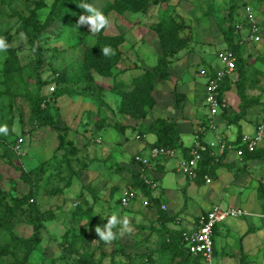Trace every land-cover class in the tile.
Segmentation results:
<instances>
[{
    "label": "rangeland",
    "instance_id": "1",
    "mask_svg": "<svg viewBox=\"0 0 264 264\" xmlns=\"http://www.w3.org/2000/svg\"><path fill=\"white\" fill-rule=\"evenodd\" d=\"M36 1L0 0V37H8L7 43L10 45L9 49L14 52L16 59L14 64H17L9 74L10 79H6V83L3 82L1 71L6 52L0 53V127L6 126L8 129L6 134L0 133L4 141V144L0 142V211L11 206L14 199L20 198L28 191V184L18 177L19 171H33L37 165L46 162L45 173H41L38 179L32 174L27 178L34 187L32 199L40 210L47 212L45 218L49 214L50 216L40 221L38 229L40 241L32 243L29 240L33 231L31 221L33 213L28 211L32 199L28 198L15 209L11 213L12 217L4 224H0V264H21L24 254L30 264H176L171 262L174 242L169 246L161 244L166 236L160 231L159 222H156L157 212L150 217L144 208L139 206L133 210L132 215L128 211L130 202L122 207L117 201L118 192L115 193V189L113 191L108 188L112 183L104 186L107 163L102 164L106 170L100 169L104 176L101 175L103 183L98 188L95 186L89 189L90 182L86 183L87 173L83 171L97 169L93 164L94 158L105 154L108 145L114 150L118 144L120 149L124 147L122 143L131 144L132 141L142 140L141 137L136 139L135 135L145 133L144 121H138V126L132 129L119 124L121 115L126 114L117 111L120 100L118 92L123 85H128L130 77L138 75L145 69L152 70L156 63L160 47L152 26L164 9L170 12V17L179 24L178 36L185 41L184 47L169 55V63L180 56L187 61L188 57L196 60L193 55L186 54L187 52L194 53L198 58L201 54L200 62H192L187 66V70L196 72V69L205 62L203 60L217 64L214 55L222 30L226 29L230 22L241 20L240 14L237 15L240 12L236 11L240 9L244 11L245 7L251 10L254 8L259 16L261 13L264 14V0H160L156 5L150 4L144 13L125 12L119 15L109 10L106 16L112 23L109 29L102 31V34L123 36V41L117 45L120 59L111 71L115 77H101L89 69L86 72L91 74L90 80L78 81L74 78L72 81L69 80L62 88L61 94L49 101L48 110L52 116V126H39L30 119L28 99L25 96L31 98L35 95L36 74L39 71L40 78L46 81H51L52 70L60 71L67 78L79 77L84 70L83 53L86 47L92 44L95 35L89 33L81 42H78L76 35L71 39L74 44L70 46L67 44L69 31L75 28V23L63 27L55 21L48 23L38 41L43 48L40 53L42 66L38 71L36 56L27 43V36L19 30L16 16L12 14H26L27 9H31ZM89 1L99 9L105 0ZM43 2L45 5L36 10L40 22L47 14L52 0ZM231 5L234 8L230 9L233 10L230 18L228 10ZM260 33V38L263 39L264 32ZM234 36L241 42H247L242 39L244 35ZM247 43H251L249 55L240 56L244 60L243 92L245 87H248V91L256 93L264 103V65L262 61L261 63L255 61L259 58L264 60V50L259 41ZM177 52H180V56H177ZM196 77L198 81L201 80V77ZM231 77V82L237 79V69L236 74H232ZM47 84L41 85L39 91L44 97H50L46 91ZM236 100L238 102L237 97ZM120 139L122 142L118 143ZM246 169L236 168L234 174H246ZM249 169L244 184L253 182L259 175L258 168ZM111 174L115 177V172ZM120 180L122 185L124 181ZM230 189L226 188V192ZM246 189L249 190V187ZM78 190H81V196H78ZM257 191L259 193V190ZM96 199H101L104 202L102 205L105 206L100 208ZM134 201L132 200V203ZM74 204H79L82 209L89 207L91 217L102 223L99 224L101 228L113 213H117L120 218L127 217L131 231L122 230V226H117L113 229L117 234L116 238L110 243H105L95 233L96 225L87 224L86 215L76 213L72 209ZM145 205L147 206V200ZM182 205L184 206L182 216L189 213L197 214L199 210L205 212L203 210L205 207H202L205 204L202 205L200 200L193 197L186 199ZM238 205L243 207L241 200ZM97 209L100 210L99 214ZM166 210L167 213L174 212L171 208ZM249 211L251 214L247 217L264 210L256 205ZM171 215H174L173 221H170L171 227H166L173 231H181L180 220L175 221L176 213ZM239 219L241 217L226 218L215 224L211 264H220V259H228L232 264H264V223L258 217H256L259 220L256 223L258 226H250L251 222L246 223L248 227L243 225L242 230L235 226L234 232L238 235H234L232 243H229L231 248L225 251L224 243L228 244V241L223 242L224 231ZM231 232L232 230L228 231L229 236ZM246 237L249 238L247 244ZM219 246L222 248L217 249ZM112 248H121L129 256L116 255L114 262L111 263L109 255L106 254ZM79 257L88 263L76 262ZM188 264H193L192 258H188Z\"/></svg>",
    "mask_w": 264,
    "mask_h": 264
},
{
    "label": "crops",
    "instance_id": "2",
    "mask_svg": "<svg viewBox=\"0 0 264 264\" xmlns=\"http://www.w3.org/2000/svg\"><path fill=\"white\" fill-rule=\"evenodd\" d=\"M252 10L251 11L253 13V16L255 17L258 23L259 31L264 32V14L261 13L258 16L255 13L254 8H252ZM236 12H240L237 15L240 14L241 20L240 21L234 20L232 40L234 41V43L236 42L238 45L239 55L242 57H247V55H249L251 51V49L249 48L251 46V43L241 42V40H238L234 36L235 34H237L239 37H242L246 31V25L244 22V13L242 9ZM216 45H217L216 52L222 48L227 47L221 35ZM260 46L262 50H264L262 44H260ZM179 53L180 52H177L178 54L177 56H180ZM186 54L193 55L196 58V60H193L191 57H188L189 60L187 61L182 58L183 56H180L177 59H174L170 63H168L166 67V71L168 74L167 78L155 79L154 86L152 87L149 93L153 100V105L149 109L146 116L142 119L141 118L135 119L127 115H121L120 117L121 121H119L120 125H126V128L132 129V127L138 126L139 124L137 123L138 121L141 122L144 121L146 124L154 118H163L168 121H173L176 124V127L178 129L179 140L185 148H187L192 143L195 127L196 125H203V120L207 113L206 107L203 102V77H201L198 74L199 69L202 68L206 70H212L216 67H219L220 63L214 55L217 64H213L210 61H208L207 63L206 60H203L205 62L196 69L197 70L196 72L195 70L193 72H190L189 69L187 70L188 64L192 62L194 63L200 62L201 54L198 53L199 58L197 55H195L192 52H187ZM255 61L257 63H261L260 61H262L263 62L262 64L264 65L263 58L255 59ZM234 74H236V69ZM196 76L201 77V80L198 81ZM231 78L232 77L228 79L229 88L225 90L221 96L225 99L226 105L225 107L222 108L224 109L223 111L225 112L222 113V109H221L219 113L215 115L214 117L215 130L214 131L205 130L203 133L200 134V137L203 140H211L215 133H221L227 145H232L235 143V141L238 139L241 133L253 134L255 127L258 124H262L263 138L260 144L258 145V148L264 149V103H262L263 100L259 99L256 93H250L248 91L249 88L245 87L244 95L248 99L249 98L253 100L255 99V101L249 107L245 108L246 110L243 116L231 122L229 118L231 116L233 117V114L238 112L237 106L239 102V99L238 102L236 100L237 95L234 84L233 82H231ZM174 94H176L178 97H176V95L174 96ZM176 104L178 105L176 106ZM235 104L236 106L234 107ZM141 138L142 140L132 141L131 144L122 143L124 147L120 149L118 148L119 144L114 150L110 145H108L105 154L100 155L99 157L95 156L94 160L96 162L94 161L93 164H95V169L96 168L97 169L93 171H87L88 169L83 171L84 173L85 172L87 173V176L85 178H87L86 183L90 182L89 189H92L95 186L96 188H98V186L102 185L103 181L101 180V175L104 176V174H101L100 169L106 170L105 167H102V164L107 163L106 167L108 170H107V174L104 176V182L106 183L104 184V186H107V184H110L111 182L112 184L109 185L108 188L113 189V191L115 189V193L118 192L117 198H119L120 193L124 188V186L128 185L132 172L137 173L138 166L132 162V155L133 154L145 155L148 146H150L151 143L154 141V136L150 133L141 134ZM121 142H122L121 139L118 140V143ZM124 142H128V141H124ZM214 152L217 155L216 157L217 161L221 163V165L213 167L212 171L207 173V176L210 178V181L207 183L203 181V178H199V179L195 178L193 180H189L178 171L176 167V161L180 156H182V153H177L176 157L174 158H158L153 162H151L149 168L145 169L144 172L156 182L155 192L157 195L155 196V198L156 197L158 198V203L156 204L150 203L149 206L147 203L148 208L146 205L142 206L141 204H142V200H144V196L141 192L137 191L138 193H136L134 199H132L135 201L132 203L131 200L129 203V207H130L128 208L129 213L133 215L134 214L133 210H136V208L140 206L141 208H144V210L151 217L155 212H157V208L160 209V204H163L164 205L163 210L166 213H167L166 208L168 209L171 208L174 211L173 213L168 212L167 215L176 213L175 221L180 220L179 228L181 230H191L195 228V226L197 225L198 216L203 213L201 212L202 210H199L197 214L189 213L182 216L184 212V208H183L184 206L182 205V202L184 201L186 202V199H191L192 197L200 200V203L202 205L205 204L204 206H202L205 207L203 209L205 211L214 204L221 206H228V207L230 206L239 207L250 214H251L250 211H254V210L249 211V209L254 206L256 207V205H258L260 209L263 210L264 189L262 190L263 192L261 191L263 195L261 194L257 195L259 194L257 191L258 190L257 186L259 184L264 185V160H260V159L245 160L244 158H242V156L237 157L234 153L235 148L233 147L231 148L224 147L221 154H218L217 149H215ZM239 167L241 168L246 167L247 173L242 175L234 174V170ZM249 167L255 169L258 168L259 175L256 178H254L253 182H250L249 184L247 183L244 184L246 182V177L249 174V170H250ZM111 172H115L114 174L115 177L112 176ZM80 176L81 175L79 174L78 177ZM120 179H123L124 185L123 184L120 185L121 184ZM74 182H79V180H74ZM247 185L249 187V190L246 189L248 187H245ZM110 186L112 187L110 188ZM119 187L121 188L119 189ZM226 188H231V189L226 192ZM109 189L108 192L110 191ZM242 193H243V197H241ZM78 196H81V190H78ZM96 200L100 208L105 206L102 205L104 202L101 199L100 200L96 199ZM240 200L243 207H240L238 205ZM252 213H257V212H252ZM254 219L255 221H253ZM170 221L165 223V226H167L168 228L171 227ZM181 221L183 222V224ZM156 222H158L157 219ZM258 222L259 220L256 219V216L254 215H251L250 217L241 216V219L232 223L234 225L232 226L229 225L225 229L224 236L222 237V239L224 240L223 242L228 241V244L224 243L225 245L224 249H226L225 251L231 248L229 243H232L234 235L235 236L238 235L235 234L234 232L236 225L238 230H242L243 225L245 227H248L247 224L250 223L249 224L250 226H258L256 224ZM250 228L251 227H249V229ZM229 230L230 231L232 230L230 236L228 234ZM248 240L249 238L246 237L245 238L246 244L248 243ZM216 245L217 246L219 245L218 242L216 243ZM221 248L222 246L217 247V249H221ZM220 264H232V262H230L228 259H220Z\"/></svg>",
    "mask_w": 264,
    "mask_h": 264
},
{
    "label": "trees",
    "instance_id": "3",
    "mask_svg": "<svg viewBox=\"0 0 264 264\" xmlns=\"http://www.w3.org/2000/svg\"><path fill=\"white\" fill-rule=\"evenodd\" d=\"M160 0H105L103 2V6L99 8L105 15L109 10H113L117 14L122 13H144L147 7L150 4L156 5ZM164 1V0H161ZM81 3H89V0H52L49 5V9L47 14L45 15L42 22L38 19V14L36 12L41 6L45 5L43 0H37L34 3V6L30 9H27L26 14L20 13H12L16 16L18 28L22 33H25L27 36V43L31 51L35 54L36 59L35 62L38 66V71L41 68L42 64V57L41 51L42 47L38 44L40 40V34L45 27L50 22H57V24L61 25H70L75 23V28L69 31V40L67 41L70 46L74 44V41L71 39L74 36H78V42L84 40V38L89 35V27L87 25H83L77 27V21L80 15H87L83 9L79 8L78 5ZM168 6V5H166ZM234 7L229 6L228 15L231 18L230 10ZM170 12H167L165 9L162 13L158 16V20L153 24V30L157 34L158 43L160 47L159 55L156 59V63L153 65L152 70H142L141 73L134 77L129 78V83L127 86L123 85L118 92L120 100L119 105L117 106V111L119 113H123L128 115L129 117L139 119L144 118L148 113L149 109L153 105V100L149 94L150 90L154 86V82L156 78L165 79L168 77L166 67L169 63V55L175 53V51L179 50L180 48L184 47L185 41L183 38L178 36V29L179 24L175 23L173 19L170 17ZM76 17V19H75ZM234 24L230 22L227 25L226 29L222 30V38L226 43L227 48H229L233 54L235 55V67L237 69V79L234 82V87L236 91V95L239 99L238 102V112L233 114L229 120L231 122L235 121L239 117L243 116L245 112V108L249 107L255 99L247 98L243 92V69L242 65L244 60L240 57L238 53V45L237 43L232 40ZM62 33V32H61ZM6 42L8 41V37H3ZM123 41V36L121 35H112L106 36L103 35L102 32L95 35L92 44L86 47L83 57H82V67L83 72L79 77H71L67 78L63 73L60 71L52 70L50 71L51 74L55 76L52 77L51 81L42 80L40 78V71L36 74V84L37 90L35 91V95L33 97L25 96L28 99L29 104V116L30 119L33 120L39 126H52V116L49 112V101L53 100V98L59 96L62 92V88L66 86L68 81H72V79L85 80L91 79V74L86 72L89 69H92L97 75L101 77H115L112 75L111 71L116 63L120 59V52L118 50L117 45ZM105 46H110L114 50V55L104 56L102 55V48ZM42 48V49H41ZM14 52L11 49H7L5 57L2 62V71L1 74L3 75V82L6 79H10V72L17 67L15 61ZM229 78L224 77L223 80L219 83L217 88L218 97L220 98L225 90L229 88ZM48 82H54L55 88L52 92L49 93L50 97H44L39 93L40 87L43 84ZM6 83V82H5ZM89 86V85H87ZM86 86V87H87ZM4 93V91H3ZM176 97H178L176 95ZM224 113L225 111H223ZM226 117V116H225ZM229 122V121H228ZM145 133H150L154 136V141L151 143L152 146H163V147H175L179 149L183 156L186 155V150L180 140L178 135V129L176 124L173 121H168L163 118H154L150 122L144 124ZM144 130V129H143ZM141 137L142 133H139ZM62 138V137H61ZM0 142L4 144L3 139L0 137ZM236 143V142H235ZM7 147V146H6ZM8 148V147H7ZM9 149V148H8ZM242 158L246 159H260L264 160V149L255 148L253 151L248 152L246 150L242 153ZM46 162H42L35 167L33 171H19L18 177L21 181L26 182L28 184V191L26 194L21 196L18 199L13 200V204L11 206L5 207L4 211H0V224H4L7 220L12 217L11 213L19 208V206L26 202L28 198L33 197L34 195V187L31 183L30 179L27 178L29 174L38 179L40 174L45 173L44 168L47 167ZM221 163L218 161H214L210 156L206 153H202V159L198 162L196 168V179L202 178L203 174H207L212 171L213 167L220 166ZM45 179V177H42ZM130 187L134 190V194L138 193L137 191L141 192L145 199L147 200L148 206L149 204H156L158 203V198L151 197L150 191L148 187L143 183L142 179L138 176L136 172H132L130 176V181L128 182ZM264 189V185H259V193ZM263 192V191H262ZM1 193V192H0ZM3 195V194H2ZM1 195V196H2ZM134 195V197H135ZM119 202V198L117 199ZM73 210L76 213H81L86 215V223L89 225H102L97 220L93 219L90 215L91 209L87 207L86 209H82L79 204H74ZM70 212V214L73 212ZM264 210V206H263ZM28 211L33 213L32 218V235L30 237V242L38 243L40 241V236L38 233V229L40 227V221L46 220L45 216L47 214L46 211L40 210L35 201L32 199V203L28 205ZM261 213H264L262 211ZM259 214V213H258ZM174 215H167L164 210L157 208V217L160 224V231L165 234V238L162 240V246H169L172 242H174V250L171 251V262L176 264H188V258L193 259V264H202L201 256L192 255L188 253L182 244L181 232L180 231H173L168 229L165 226V223L173 220ZM263 222V221H262ZM264 223V222H263ZM1 227V226H0ZM215 226L212 228V235L214 232ZM212 249H213V242H212ZM107 256L109 255L110 262H114V258L116 255H123L127 257L129 255L125 254L121 248H112ZM105 256V254H103ZM76 262L81 263H88L87 261L81 259L80 257L76 260ZM21 264H30L27 261L26 254L23 255L21 259ZM91 264V263H90Z\"/></svg>",
    "mask_w": 264,
    "mask_h": 264
},
{
    "label": "built area",
    "instance_id": "4",
    "mask_svg": "<svg viewBox=\"0 0 264 264\" xmlns=\"http://www.w3.org/2000/svg\"><path fill=\"white\" fill-rule=\"evenodd\" d=\"M244 21L246 25V31L243 37L244 41L256 42L259 41L264 48V37L260 38V31L258 23L253 16V13L249 7H245ZM216 59L219 61L220 66L212 70L199 69V74L203 77V102L206 107L207 113L203 120V125H196L192 143L187 147L186 155L180 156L176 161V167L178 171L187 179L193 180L196 178V168L198 162L202 159V153H206L214 161H217L215 149L218 150V154H221L224 147L235 148V155L241 157L244 150L251 152L258 147L263 138V125L258 124L255 127L253 134L241 133L236 143L227 145L221 133H215L211 140H203L200 134L205 130L214 131L215 121L214 117L219 111L225 107V99L218 97L217 88L219 83L224 77L230 78L235 72V55L229 48H222L215 54ZM54 73L53 76H55ZM47 92L50 93L54 90V82H48ZM143 136V135H142ZM138 139L140 136L135 135ZM98 141L99 139L96 138ZM17 147V145H16ZM177 153L181 151L175 147H163V146H148L145 155L133 154L132 162L138 166L137 173L142 179L143 183L148 187L152 197L157 194L155 192L156 182L151 179L145 172V169L149 168L151 162L158 158H174ZM205 183L210 181L207 174L202 175ZM134 190L130 185H126L119 196V204L122 207L128 205V203L134 199ZM142 204H146V199L142 201ZM160 209H164V205L160 204ZM243 209L234 206H221L214 204L209 207L204 213L198 216V223L195 228L191 230H181V238L183 248L192 255H200L202 264H211L212 257V228L216 223L222 222L226 218H238L241 216H248ZM254 216L261 219L264 222V213L254 214Z\"/></svg>",
    "mask_w": 264,
    "mask_h": 264
},
{
    "label": "clouds",
    "instance_id": "5",
    "mask_svg": "<svg viewBox=\"0 0 264 264\" xmlns=\"http://www.w3.org/2000/svg\"><path fill=\"white\" fill-rule=\"evenodd\" d=\"M79 8L83 9L87 15H80L77 21V27L87 25L89 32L96 35L104 30H107L111 26V19L106 16L102 11L94 7L89 3H81L78 5ZM10 45L6 42L3 37H0V53L6 52ZM102 55L109 56L114 55V50L110 46L102 48ZM7 127H0V133H7ZM97 209V214H99ZM117 226H122V230L131 231L130 222L127 217L120 218L117 213H113L107 218V223L101 228L99 225L95 227V233L99 239L105 243H110L116 238V233L113 231ZM122 234V233H121Z\"/></svg>",
    "mask_w": 264,
    "mask_h": 264
}]
</instances>
